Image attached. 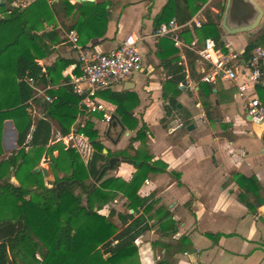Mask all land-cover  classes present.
<instances>
[{
	"label": "crops",
	"instance_id": "crops-1",
	"mask_svg": "<svg viewBox=\"0 0 264 264\" xmlns=\"http://www.w3.org/2000/svg\"><path fill=\"white\" fill-rule=\"evenodd\" d=\"M213 1L206 0L199 8H202L204 16L209 9L213 15L220 12L219 5H212ZM91 2L107 3L110 19L105 34L97 36L100 30L81 18L80 11L69 16L64 23H59L63 41L52 45L51 53L38 62L44 69L58 58L69 60L70 63L62 70L55 84L37 83V86L49 96L47 90L70 85L71 73L79 71V50L73 47L71 30L77 34L80 46L101 51L112 50L129 34H135L139 37L142 70L132 73L121 84L106 90L136 94L135 99L125 101V106L131 108L130 121L135 119L138 125L129 126L127 119H123L118 112V103L109 99L106 91H102L99 100L112 114V119L109 122L102 121L100 114L81 110L80 97L77 118L71 130L79 129L80 124L87 120L93 121L99 133L98 139L104 145L103 153H110V158H119L117 165L108 169L104 178L117 177L127 182L133 178L137 171L135 161H124L123 156L115 154L127 150L131 140L134 147L130 150L131 154L149 152L153 156L152 162L160 164L156 169L149 170L139 187L138 196L146 201L138 205L137 211L128 205V197L119 193L99 210L100 213L108 215L113 211V217L119 221L121 227L120 213L134 214L129 223L138 217L142 219L140 227L146 226V229L135 239L141 264H264V203L258 204L259 200L264 202V158L250 157L248 143L241 138L244 129L234 125L236 127L232 128V132L227 133L230 122L217 117L222 108L227 107L225 113L241 120L243 115L248 121L244 112V101L236 95V87L228 82H219L215 84L211 95H202L199 82H205L191 74L188 50L178 51L179 64L184 66L185 77L179 83L177 106L172 108L169 98L173 96V84L169 82L171 72H168L167 65L173 57L166 55L170 51L165 48L167 41L153 35L160 23L176 17L174 6L168 8L170 0ZM221 2L225 4L226 0ZM178 3L183 6L180 0ZM195 4L196 0H190L188 11L192 15L189 19L199 10L192 12ZM161 15H164V20L160 22ZM230 17L228 14L230 26L242 24L239 23V17L236 21H232ZM190 31L194 37V29ZM89 36L92 37L87 39ZM183 37L185 38V34ZM222 38L227 44L237 39L243 40L241 47L230 44L237 49H243L247 44L245 38L227 31L222 32ZM84 40L85 43L80 42ZM203 65L199 58L194 61L196 75L202 76ZM224 86H230L233 94L218 95ZM38 97L45 99L42 94H37L36 98ZM204 99L213 104L209 109L210 114ZM30 104L41 117L43 113L35 101L31 100ZM50 121L52 133H57L58 136V122L53 119ZM143 124L146 127L145 135L143 138H136ZM189 124L194 127L188 129ZM14 131L17 132V129L13 121L8 120L4 130L5 149L7 139L13 146L17 143ZM222 131L223 134H217ZM262 132L264 139V127ZM235 133L237 136L233 138ZM51 142L57 144L53 139ZM89 143V150L82 156L85 163L89 162L95 150L93 142L89 140ZM54 153L57 156L58 150L55 149ZM260 153L264 155V144L260 146ZM43 160L40 165L46 166L47 162ZM163 164L167 165V169L160 170ZM12 180L18 182L15 177ZM256 182L261 186L258 197ZM10 258L17 264H26L16 255H10Z\"/></svg>",
	"mask_w": 264,
	"mask_h": 264
},
{
	"label": "trees",
	"instance_id": "trees-1",
	"mask_svg": "<svg viewBox=\"0 0 264 264\" xmlns=\"http://www.w3.org/2000/svg\"><path fill=\"white\" fill-rule=\"evenodd\" d=\"M180 2L183 6L178 0H170L168 8L174 6L176 18L184 22L192 15L188 11L190 0ZM205 2L196 0L192 12ZM106 5L91 1L32 0L24 8L14 6L13 9H5V5L0 8L8 12V15L0 16V264H15L10 255H16L26 264H141L135 239L146 229V226L140 227L142 219L138 217L129 223L134 214L120 213L122 227H119L113 220V211L108 215L100 213L96 201H111L123 193L129 199L128 205L137 211L138 205L146 201L138 196L139 187L149 170L160 166L159 162H152L153 156L149 152L131 154L130 150L134 149L131 140L127 150L115 154L123 156L124 161H135L137 171L133 178L129 182L117 177L104 178L106 170L97 182H93L110 158V153H103L104 145L98 139L99 133L93 121L87 120L79 126V131L93 142L95 148L88 163L75 148H64L60 143L50 144V120L58 122L61 135L69 134L77 118L80 96L70 85H61L47 90L50 100L36 98L34 88L23 80L25 76H31L37 83L55 84L70 61L58 58L44 69L38 60L51 53L52 45L63 41L59 23L80 11L81 18L100 30L97 36H103L110 19ZM218 5L220 12L213 15L210 9L207 10L206 22L194 31L200 39L213 37L218 45H224L219 20L225 4L220 2ZM162 16L160 22L164 20ZM184 34L188 41L193 38L190 30ZM161 40H166L165 48L170 49L166 55L173 57L167 69L171 72L169 82L173 84L169 103L176 108L179 83L185 77L184 66L175 56L178 50L173 41L167 37ZM80 42L85 43L86 40ZM263 43L264 26L256 39L246 44L244 56L248 57L256 45ZM187 54L191 74L196 79L201 78L195 74L194 68L198 55L192 51ZM199 85L202 95L213 93L215 84L200 81ZM104 91L109 99L118 103V112L127 119V124L136 127L138 122L135 119L130 121L131 108L125 106V101L135 99L136 94ZM31 99L43 113L36 120L29 112ZM204 104L210 114L213 104L206 100ZM8 120H12L17 129L19 148L6 155L3 141ZM145 128L143 124L136 138H143ZM55 149L58 150L57 156ZM48 158L53 161L54 174L59 172L61 175L51 182V186L46 183L42 171H35V167ZM161 169H167V165L163 164ZM256 184L258 197L261 186ZM258 202L264 203L263 200ZM108 253L110 255L106 256Z\"/></svg>",
	"mask_w": 264,
	"mask_h": 264
},
{
	"label": "built area",
	"instance_id": "built-area-1",
	"mask_svg": "<svg viewBox=\"0 0 264 264\" xmlns=\"http://www.w3.org/2000/svg\"><path fill=\"white\" fill-rule=\"evenodd\" d=\"M29 3L30 0H14L12 4L25 7ZM205 17L202 8L193 18L184 22H179L173 17L160 23L153 35L171 39L174 47L180 52L188 50L197 54L199 60L204 63L201 80L213 84L228 82L235 86L236 95L244 101L245 116L249 117L247 120L256 125L264 124V97L261 94H264V43L256 45L248 57H245V48L237 49L227 43L218 45L213 37L200 39L195 35L190 41L185 40V31L201 27ZM70 36L73 47L79 50V71L71 73L69 84L73 92L81 97V110L100 114V120L109 122L112 114L99 100V95L102 91L121 84L132 73L142 70L143 58L138 47L139 37L129 34L116 48L101 51L80 46L74 30L70 31ZM23 80L36 91L34 97L42 94L46 100H50V97L38 88L33 77L25 76ZM55 142L64 148H75L82 156H85L90 148L88 137L79 129H72L67 135L59 134Z\"/></svg>",
	"mask_w": 264,
	"mask_h": 264
},
{
	"label": "rangeland",
	"instance_id": "rangeland-1",
	"mask_svg": "<svg viewBox=\"0 0 264 264\" xmlns=\"http://www.w3.org/2000/svg\"><path fill=\"white\" fill-rule=\"evenodd\" d=\"M31 1L32 0H30V2ZM50 1H52V0H50ZM221 1L222 0H214L212 2V5H215L217 7L218 3L221 2ZM257 1L264 8V0H257ZM13 2H14V0H10L9 3H5V9L11 8V5H13L12 4ZM227 2H228V0H226V3ZM28 5H26V6H28ZM1 7L2 6H0V8ZM21 8H24V7H21ZM5 9H1L0 10V16L8 15V12ZM225 9H226V5H225L224 10ZM224 10L221 12V19L219 20V26L221 27V31L223 33H226V31L221 26V21H222ZM255 16H256V10L254 9V5L253 4L250 3V5L246 9H242L241 8L239 10V9H237L234 6L233 0H231V3L229 5V17H230L229 19H232V21H236V18L239 17L238 19H241L243 21L242 24H247V23L252 22V20L254 19ZM263 26H264V15H263V18H262L261 22L259 23V25L255 29H253L251 31H247V32L235 33V36L245 38L246 39L245 43H248V42L253 41V40L256 39V37L260 34ZM243 43H244L243 40L237 39L233 43H230V44H232L234 47H241L243 45ZM175 56L178 57V52L175 54ZM162 64H164V63H162ZM159 68H161V66H159ZM223 93H225L228 96H229V94L232 95L233 94V89L230 86H224V88H221L219 90L218 95L219 94H223ZM227 109H228L227 107L226 108L223 107L222 111H220V113L217 114V117L222 118L224 120H228L227 122H230V126L228 127V130H226V132L227 133H229V132L231 133L232 132V128L236 127L234 125H237L238 127L244 129L243 130L244 134H242L241 138H243V140H246V144L248 143V150L250 152V157L252 156L253 158H256V159L264 158V155L262 153H260V146H261V144H264L263 132H262L264 126L254 125V124L246 121V119H245V117L243 115H242V120L243 121L240 118L236 119L235 116L231 117L228 113H225V112H227ZM29 112L32 114L34 120H36L40 116L37 112H34V108L32 106L29 108ZM217 134H223V131L220 132V133H217ZM236 134L237 133H235L233 135V138H235V136H237ZM56 138H57V133L53 132L51 139L56 140ZM10 142L11 141H9V139H7V143L5 145L7 148L6 149L4 148L6 155H9L13 150H17L19 148L17 143L13 146V144L10 143ZM50 144H52V142ZM48 161H49V158H48L47 161H44V162L46 163ZM42 165L45 166V164H42ZM56 172H57V170H56ZM57 173H58V176L60 177L61 176L60 173L59 172H57ZM58 178L56 180H58ZM45 181L47 183V179L46 178H45ZM54 181L53 180H50V181L48 180V184L51 186L52 185L51 182H54ZM93 182H95V181H93ZM77 191H79V189ZM109 202H110V200L97 199L96 207L99 208V210H100V209L103 208L104 205H106ZM113 220L120 227L119 221H117L114 217H113ZM108 254H106V256H109ZM21 264H23V263H21Z\"/></svg>",
	"mask_w": 264,
	"mask_h": 264
},
{
	"label": "water",
	"instance_id": "water-1",
	"mask_svg": "<svg viewBox=\"0 0 264 264\" xmlns=\"http://www.w3.org/2000/svg\"><path fill=\"white\" fill-rule=\"evenodd\" d=\"M75 1H85V0H75ZM87 1H93V0H87ZM249 1L251 4L254 5V9L256 10V16L254 18V20L250 23L247 24H239L237 26H230V24L228 23V14H229V5L231 3V0H228V2L226 3V9L224 10L223 13V17H222V22L221 25L222 27L227 31V33L229 34H235V33H241V32H247V31H251L253 29H255L259 23L261 22L263 15H264V8L260 5V3L257 0H247ZM6 3V0H0V6H4ZM11 8L13 9L14 6L11 5ZM178 106H180V104H178ZM249 117H247L248 119ZM194 126L193 124H189L188 125V129H192ZM17 132L14 131V136L16 138ZM119 158L118 157H112L109 160V163L106 164L105 166H103V168L101 169L98 177L96 178V182L101 178V176L103 175V173L112 168L116 161H118ZM35 171L40 172L42 171L44 174V177L48 180H56L59 176L58 173L57 175L54 174L53 171V161L49 160L46 164V166H41L40 164L37 165L35 167ZM81 186H83L81 183H79ZM57 186H59V184H57ZM264 216V215H263ZM110 255V254H108ZM17 264V262L15 263Z\"/></svg>",
	"mask_w": 264,
	"mask_h": 264
},
{
	"label": "flooded vegetation",
	"instance_id": "flooded-vegetation-1",
	"mask_svg": "<svg viewBox=\"0 0 264 264\" xmlns=\"http://www.w3.org/2000/svg\"><path fill=\"white\" fill-rule=\"evenodd\" d=\"M233 4L240 10L241 8L246 9L250 5V2L247 0H233ZM239 23H243V21L239 20Z\"/></svg>",
	"mask_w": 264,
	"mask_h": 264
}]
</instances>
